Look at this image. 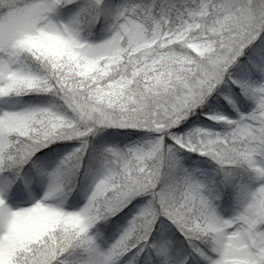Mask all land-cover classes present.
Returning a JSON list of instances; mask_svg holds the SVG:
<instances>
[{"label": "snow or ice", "instance_id": "obj_1", "mask_svg": "<svg viewBox=\"0 0 264 264\" xmlns=\"http://www.w3.org/2000/svg\"><path fill=\"white\" fill-rule=\"evenodd\" d=\"M0 264H264V0H0Z\"/></svg>", "mask_w": 264, "mask_h": 264}]
</instances>
